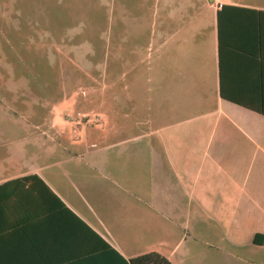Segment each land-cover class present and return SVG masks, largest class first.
Here are the masks:
<instances>
[{"label":"crops","instance_id":"1","mask_svg":"<svg viewBox=\"0 0 264 264\" xmlns=\"http://www.w3.org/2000/svg\"><path fill=\"white\" fill-rule=\"evenodd\" d=\"M159 10L157 117L124 140L139 148L91 140L0 179V252L50 249L38 190L19 182L36 174L125 260L264 264L253 243L264 236V0H164ZM68 177L80 203L60 185Z\"/></svg>","mask_w":264,"mask_h":264},{"label":"rangeland","instance_id":"2","mask_svg":"<svg viewBox=\"0 0 264 264\" xmlns=\"http://www.w3.org/2000/svg\"><path fill=\"white\" fill-rule=\"evenodd\" d=\"M163 2L0 0V179L91 140L139 148L124 140L157 117ZM60 185L80 203L72 177Z\"/></svg>","mask_w":264,"mask_h":264},{"label":"trees","instance_id":"3","mask_svg":"<svg viewBox=\"0 0 264 264\" xmlns=\"http://www.w3.org/2000/svg\"><path fill=\"white\" fill-rule=\"evenodd\" d=\"M19 182L38 190L40 201L46 209L45 220L51 235L50 249L32 259H29L20 248L15 252L11 251V254L4 251L0 252V260H12L18 262L17 264H25L28 260L37 263L52 261L55 264H170L165 257L156 252L142 254L129 260L123 259L77 217L38 175L22 177ZM4 198L5 194L0 186V203ZM253 243L264 245V236L255 235ZM84 244H90V249L85 253L82 248Z\"/></svg>","mask_w":264,"mask_h":264}]
</instances>
